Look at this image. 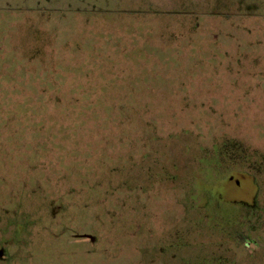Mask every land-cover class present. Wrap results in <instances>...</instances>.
Instances as JSON below:
<instances>
[{"label":"rangeland","instance_id":"374dc122","mask_svg":"<svg viewBox=\"0 0 264 264\" xmlns=\"http://www.w3.org/2000/svg\"><path fill=\"white\" fill-rule=\"evenodd\" d=\"M95 4L0 0V264H264V0Z\"/></svg>","mask_w":264,"mask_h":264},{"label":"flooded vegetation","instance_id":"af4514ba","mask_svg":"<svg viewBox=\"0 0 264 264\" xmlns=\"http://www.w3.org/2000/svg\"><path fill=\"white\" fill-rule=\"evenodd\" d=\"M228 180L230 181L231 185L228 186L227 183L226 184L224 183L225 185L223 187L224 188L223 192L226 194L228 200H232L233 202H236V203H239V204L246 205V206L250 207L251 213L253 211L257 212L258 210L262 211L261 210L262 207L257 202V200L251 198V194L250 193H251L252 188L249 186V183H247L245 181V178L239 179L234 174H229ZM204 184L205 183L199 182L198 190H197L198 195H199L200 191H201V194L204 193V189H205L204 188V186H205ZM218 185L219 186H223V184H220V183H218ZM235 192H237V193H235ZM205 205H206V201L202 200L199 203L198 207L204 208ZM22 228L23 227H21L20 224H18V231L19 232L21 231ZM78 237H80V238H88V237H85V234L78 235ZM259 239H263V238L258 237L257 239H252L251 241L246 240L244 244H246L248 242V246L251 245V244L256 245V244H259L258 243ZM93 240H95V238ZM244 247H246V246H244ZM263 247H264V245H263ZM5 254H6L5 250L3 248H1L0 249V259L1 260L6 258Z\"/></svg>","mask_w":264,"mask_h":264},{"label":"trees","instance_id":"16d2710c","mask_svg":"<svg viewBox=\"0 0 264 264\" xmlns=\"http://www.w3.org/2000/svg\"><path fill=\"white\" fill-rule=\"evenodd\" d=\"M115 1V0H114ZM113 0H89V2H94L96 3L95 5H93L92 7H97L99 6V8H101L102 5H104L105 7H109L111 6L113 3H114ZM99 3V4H98ZM100 99L103 97H99ZM98 99L99 101L98 102H102V100ZM96 104V103H95Z\"/></svg>","mask_w":264,"mask_h":264},{"label":"water","instance_id":"95a60500","mask_svg":"<svg viewBox=\"0 0 264 264\" xmlns=\"http://www.w3.org/2000/svg\"><path fill=\"white\" fill-rule=\"evenodd\" d=\"M85 237H88V238H90L91 240L94 239V237H93L92 235H85Z\"/></svg>","mask_w":264,"mask_h":264}]
</instances>
